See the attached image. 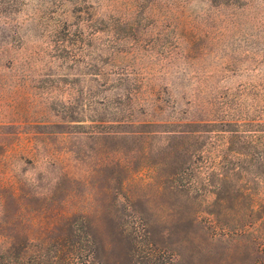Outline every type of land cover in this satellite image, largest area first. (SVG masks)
<instances>
[{"label":"rangeland","instance_id":"obj_1","mask_svg":"<svg viewBox=\"0 0 264 264\" xmlns=\"http://www.w3.org/2000/svg\"><path fill=\"white\" fill-rule=\"evenodd\" d=\"M213 168L264 198V0H0V264H264Z\"/></svg>","mask_w":264,"mask_h":264},{"label":"trees","instance_id":"obj_2","mask_svg":"<svg viewBox=\"0 0 264 264\" xmlns=\"http://www.w3.org/2000/svg\"><path fill=\"white\" fill-rule=\"evenodd\" d=\"M192 132L195 133L196 131ZM198 155H201V151L193 155L192 152H189V150L184 152L183 157H185V163H187L188 168L191 167L189 165H194L193 160L195 156ZM180 168L182 167H179V169ZM252 175L258 182L261 181L256 173ZM216 176L218 177L214 168L209 170L207 169L205 181L207 186H212L210 193L213 196L212 201L207 204V209L203 211L208 217L210 216L209 218H211V220L207 221L208 225H216L215 221H219L220 215L224 214L223 218L225 221L222 226H224L223 229L225 231L220 236L222 238L237 239L244 237L246 234L249 235L250 231L255 232L258 236L251 237L249 243L252 245L251 247H253V252L264 255V214L262 212L264 209V198L251 195H227L225 193L229 190V186H227L226 182L228 177L226 175L224 176V187H217V185H214V178ZM172 189L174 194H176V192L186 194V190L180 186H172ZM175 199L179 200V202L181 200V209L189 210L192 208V204L197 203L198 205V202L194 201V199L188 195L183 199H179V197H175ZM237 209L241 211V217L240 219L233 220L230 217H233L232 215H234Z\"/></svg>","mask_w":264,"mask_h":264}]
</instances>
